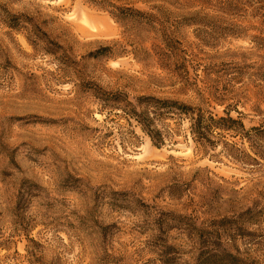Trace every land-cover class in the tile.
<instances>
[{
    "label": "rangeland",
    "instance_id": "374dc122",
    "mask_svg": "<svg viewBox=\"0 0 264 264\" xmlns=\"http://www.w3.org/2000/svg\"><path fill=\"white\" fill-rule=\"evenodd\" d=\"M113 1L0 0V264H264V0ZM115 91L243 125L157 145Z\"/></svg>",
    "mask_w": 264,
    "mask_h": 264
},
{
    "label": "trees",
    "instance_id": "16d2710c",
    "mask_svg": "<svg viewBox=\"0 0 264 264\" xmlns=\"http://www.w3.org/2000/svg\"><path fill=\"white\" fill-rule=\"evenodd\" d=\"M90 1L94 2L98 7L107 9L117 18L129 16L130 18L138 20L136 19L138 18L136 17L137 15H146L149 17L151 16L150 14H152H148L144 9L117 4L113 0ZM108 6L112 7L109 9ZM92 91L98 94L96 89L92 88ZM103 92L109 94L107 91ZM120 93V91H115V96L104 97V99L107 102H111L113 106H118L128 117L135 119L140 128L146 132L152 142L157 145L164 143L165 134L163 127L165 125V118H169L173 115H178L187 119L189 131L193 139L198 142L211 140L210 135L215 128L236 129L243 125L241 120L230 115H220L216 117L200 105H192L176 98L160 97L154 94H140L136 96L134 100H130L124 93L123 96H119ZM221 254L224 255L225 258H227L228 255H232V253L225 248L222 249Z\"/></svg>",
    "mask_w": 264,
    "mask_h": 264
}]
</instances>
